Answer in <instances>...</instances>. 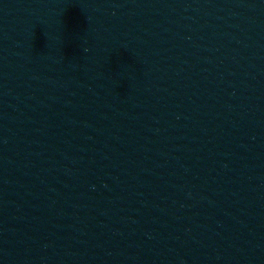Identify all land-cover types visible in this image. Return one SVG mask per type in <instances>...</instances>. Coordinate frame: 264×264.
I'll use <instances>...</instances> for the list:
<instances>
[{
  "label": "water",
  "instance_id": "1",
  "mask_svg": "<svg viewBox=\"0 0 264 264\" xmlns=\"http://www.w3.org/2000/svg\"><path fill=\"white\" fill-rule=\"evenodd\" d=\"M0 264H264V0H0Z\"/></svg>",
  "mask_w": 264,
  "mask_h": 264
}]
</instances>
